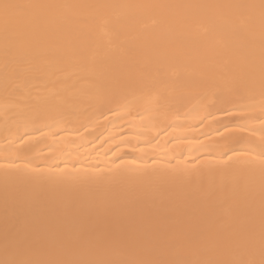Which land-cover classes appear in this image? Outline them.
Instances as JSON below:
<instances>
[{
	"label": "bare ground",
	"instance_id": "6f19581e",
	"mask_svg": "<svg viewBox=\"0 0 264 264\" xmlns=\"http://www.w3.org/2000/svg\"><path fill=\"white\" fill-rule=\"evenodd\" d=\"M0 264H264V0H0Z\"/></svg>",
	"mask_w": 264,
	"mask_h": 264
}]
</instances>
